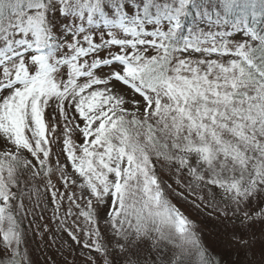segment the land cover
<instances>
[{
  "label": "snow or ice",
  "instance_id": "1",
  "mask_svg": "<svg viewBox=\"0 0 264 264\" xmlns=\"http://www.w3.org/2000/svg\"><path fill=\"white\" fill-rule=\"evenodd\" d=\"M3 76L12 84L0 88V123L19 93L32 100L46 86L67 92L74 82H93L90 87L103 89L100 99L121 107L130 99L132 108L124 107L119 120L113 116L97 128L101 116L87 130V116L74 107L83 140L117 153L121 169L109 175L132 186L127 196L109 191L105 198V230L97 223L92 246L81 245L90 264H219L182 210L164 199L157 162L171 158L174 182L189 193L192 181L224 192L222 199L226 186L245 177L257 191L264 187V0H0ZM135 112L143 117L134 119ZM141 126L157 151L155 158L147 156L148 164L136 161L146 149L132 140ZM253 194L240 192L243 205L237 201L233 209V215L243 213L248 228H254L253 213L264 215V200L252 208ZM14 199L0 184V214L4 205L16 207ZM142 231L153 236L150 245L141 243ZM66 235L78 242L71 230ZM259 250L264 264V239ZM21 253L15 227L0 229V264H25Z\"/></svg>",
  "mask_w": 264,
  "mask_h": 264
},
{
  "label": "rangeland",
  "instance_id": "2",
  "mask_svg": "<svg viewBox=\"0 0 264 264\" xmlns=\"http://www.w3.org/2000/svg\"><path fill=\"white\" fill-rule=\"evenodd\" d=\"M13 66L12 61L6 65L9 69ZM0 79V88L11 86L12 81L8 76ZM92 83L81 87L74 82L75 86H70L67 92H61L57 85L46 86L32 100L19 93L20 100L16 104H8L6 120L0 123V184L15 199L23 196V202L19 201L17 207L20 206V221L25 224L20 227L17 207L4 205L6 211L0 214V229L7 230L14 226L21 242L22 239L27 240L25 255L31 264H90L84 258L88 250L81 245L88 243L89 247L92 246L97 223L101 230H105L101 218L105 198L109 191L127 196L132 189V186L125 188L120 184L119 175H109L121 169V158L115 152L109 154L101 151V146L95 145V142L84 141L79 130V117L74 111V107H80L81 114L87 116L85 130L103 116L104 119L97 125L99 128L113 116L119 120L124 107L131 109L130 99L124 107L117 100L107 102V97L100 99L103 89L90 87ZM44 93L47 94L40 101V95ZM123 95L132 97L130 92ZM54 96L57 99H52ZM93 98L99 103L95 104ZM65 100L67 107L62 109ZM106 102L108 106L105 108ZM45 107L48 108L47 113L42 111ZM141 117L143 112L133 115L134 119ZM150 136L142 126L133 131V142L146 149L145 152L136 153L137 162L148 164L147 156L156 157L157 151ZM5 137L8 138L7 144ZM142 155L145 156L143 161L140 160ZM148 168L150 171V164ZM157 168L164 186V199L182 210L192 222L196 235L208 247L209 253L217 257L219 264H259V243L264 239L261 231L264 226L259 224L257 216L264 219V215L253 213L249 219L254 223V228H248L243 222V213L233 215V209L237 201L243 205L244 198L253 193L251 204L255 208L258 198L264 200V187L257 191L253 181L245 177L243 183L235 181V187L226 186L227 197L222 199L224 192L203 185L195 187L197 181H192L193 193H189L186 187L178 186L174 182L175 166L171 158L158 161ZM117 184H120L119 188ZM209 192L212 193L211 197ZM240 192L245 194L244 198L239 196ZM178 193L183 195V199ZM199 195H203L204 199H198ZM221 209L228 215H221ZM57 210L59 215L54 219ZM69 211L71 215L67 214ZM13 212L16 214L15 220L11 219ZM68 230L78 238L77 243L66 235ZM85 232L88 234L87 240ZM140 234L144 236L142 244L152 243L153 236L143 231ZM129 238L139 239L138 236L133 238L131 233ZM142 256L147 257L148 253L143 252ZM93 264H100V261L96 260Z\"/></svg>",
  "mask_w": 264,
  "mask_h": 264
},
{
  "label": "trees",
  "instance_id": "3",
  "mask_svg": "<svg viewBox=\"0 0 264 264\" xmlns=\"http://www.w3.org/2000/svg\"><path fill=\"white\" fill-rule=\"evenodd\" d=\"M25 191H26V190H25ZM23 199H24V198H23V196H21V195H19V198H16V199H15V205H16V207H17V203H19V201L23 202ZM16 213H17L18 221H19V223H20V227H24L25 224L22 223V222L20 221V206L17 207V209H16ZM17 218H16V219H17ZM11 219H12V218H11ZM26 242H27L26 239H22V253H21V255H22V257H25V258H26V260H25V264H31V261H29V258L25 255V248L27 247V245H25ZM215 258H217V257H215Z\"/></svg>",
  "mask_w": 264,
  "mask_h": 264
}]
</instances>
